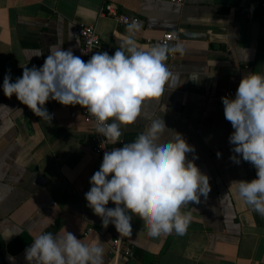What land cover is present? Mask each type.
<instances>
[{"label": "crops", "instance_id": "1", "mask_svg": "<svg viewBox=\"0 0 264 264\" xmlns=\"http://www.w3.org/2000/svg\"><path fill=\"white\" fill-rule=\"evenodd\" d=\"M106 2L141 18L142 28L132 37L137 47L147 50L174 32L179 38L169 46L184 48L167 60L173 76L162 97L145 102L113 147L163 118L169 130L162 140L179 133L194 146L187 158L209 177L211 189L199 204L182 209L192 214L183 236L150 237L133 217L128 239L134 254L125 264H264V216L236 192V181L257 178L256 169L242 158L239 164L230 159L234 129L221 100L246 73L264 75V0H0V264H27L25 249L34 236L64 229L102 247L103 264H116L110 251L115 226L103 227L85 200L103 160L92 150L93 124L79 105L54 100L44 105L53 116L49 124L3 92L5 75L15 82L23 67H41L51 44L62 42L84 60L78 22L95 23L98 52L113 55L128 37L127 24L100 15Z\"/></svg>", "mask_w": 264, "mask_h": 264}, {"label": "clouds", "instance_id": "2", "mask_svg": "<svg viewBox=\"0 0 264 264\" xmlns=\"http://www.w3.org/2000/svg\"><path fill=\"white\" fill-rule=\"evenodd\" d=\"M141 28L140 22L132 20L126 26L128 37L113 55L96 52L87 62L71 49H63L62 42L51 44L41 67H23L15 82L5 75L4 95H15L49 124L53 116L44 107L49 100L79 105L94 119L96 132L105 137L101 149L116 145L122 142V126L135 123L145 102L161 98L166 91L173 76L167 66L169 56L184 54L180 44L137 47L132 37ZM221 100L224 118L234 129L229 136L234 153L230 159L239 164L242 158L256 169L257 178L236 181V192L264 216V75L246 73L235 98ZM166 129L163 118L154 119L131 142L104 152L85 193L88 207L101 218L103 227L111 223L120 235H132L131 221L138 217L150 237L186 234L192 214L182 209L199 204L201 196L207 198L209 177L187 158L195 149L181 134L174 132L172 140H162ZM110 201L114 208L107 207ZM103 251L64 229L34 236L25 249V260L27 264H103Z\"/></svg>", "mask_w": 264, "mask_h": 264}, {"label": "built area", "instance_id": "3", "mask_svg": "<svg viewBox=\"0 0 264 264\" xmlns=\"http://www.w3.org/2000/svg\"><path fill=\"white\" fill-rule=\"evenodd\" d=\"M177 3H183L185 0H172ZM101 16H108L114 18L119 24H128L132 20H136L138 22L141 21V18L136 15H131L120 11L118 5L114 2H106L104 6L100 10ZM150 26V25H148ZM76 33L82 42V51L84 61L87 62L93 54L98 52L101 38L98 32L97 25L95 23H87V22H78L76 24ZM178 34L174 32H165L160 38V44H168L175 43L178 40ZM174 55H170L173 57ZM236 90L228 89L224 92V96H228L229 98H235ZM80 110L83 113L84 117L87 121L93 124L92 129L90 130V139L91 146L94 153L103 156L105 151H110L113 148V145L108 144L106 148L101 149L100 143L105 140V137L99 135L95 129L94 119L90 117L87 113L86 109L82 108ZM92 232V228H88L86 230V234L88 235ZM111 253L113 254L116 264H125L126 260L131 258L134 254V245L129 241L128 235H120L117 231H115V235L111 242Z\"/></svg>", "mask_w": 264, "mask_h": 264}]
</instances>
